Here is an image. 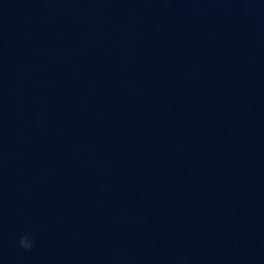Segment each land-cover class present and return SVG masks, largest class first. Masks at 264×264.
Here are the masks:
<instances>
[{
    "label": "water",
    "instance_id": "95a60500",
    "mask_svg": "<svg viewBox=\"0 0 264 264\" xmlns=\"http://www.w3.org/2000/svg\"><path fill=\"white\" fill-rule=\"evenodd\" d=\"M0 264H264V0H0Z\"/></svg>",
    "mask_w": 264,
    "mask_h": 264
}]
</instances>
